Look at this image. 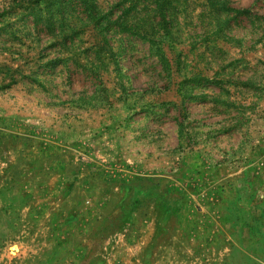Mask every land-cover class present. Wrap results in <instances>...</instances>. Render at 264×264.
<instances>
[{"label": "rangeland", "instance_id": "374dc122", "mask_svg": "<svg viewBox=\"0 0 264 264\" xmlns=\"http://www.w3.org/2000/svg\"><path fill=\"white\" fill-rule=\"evenodd\" d=\"M0 164L128 196L147 264H264V0H0Z\"/></svg>", "mask_w": 264, "mask_h": 264}, {"label": "crops", "instance_id": "0c3cea01", "mask_svg": "<svg viewBox=\"0 0 264 264\" xmlns=\"http://www.w3.org/2000/svg\"><path fill=\"white\" fill-rule=\"evenodd\" d=\"M11 167L0 164L3 264L17 259L20 264L149 262L157 228L125 203L128 196H88L75 186L70 189L69 170L48 173L38 166L30 178L12 179ZM13 244L19 257L12 256Z\"/></svg>", "mask_w": 264, "mask_h": 264}]
</instances>
